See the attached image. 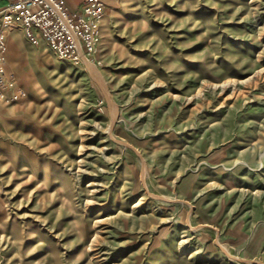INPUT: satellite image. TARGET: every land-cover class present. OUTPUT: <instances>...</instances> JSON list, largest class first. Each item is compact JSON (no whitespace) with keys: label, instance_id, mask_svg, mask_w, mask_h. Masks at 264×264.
I'll use <instances>...</instances> for the list:
<instances>
[{"label":"rangeland","instance_id":"1","mask_svg":"<svg viewBox=\"0 0 264 264\" xmlns=\"http://www.w3.org/2000/svg\"><path fill=\"white\" fill-rule=\"evenodd\" d=\"M23 29L0 106V264H264V0H124L98 49Z\"/></svg>","mask_w":264,"mask_h":264},{"label":"built area","instance_id":"2","mask_svg":"<svg viewBox=\"0 0 264 264\" xmlns=\"http://www.w3.org/2000/svg\"><path fill=\"white\" fill-rule=\"evenodd\" d=\"M0 4V106L25 96L18 80L6 69L8 34L23 29L33 44L44 39L60 58L79 60L97 51L101 23L106 15L102 0H84L68 13L63 0H3Z\"/></svg>","mask_w":264,"mask_h":264},{"label":"crops","instance_id":"3","mask_svg":"<svg viewBox=\"0 0 264 264\" xmlns=\"http://www.w3.org/2000/svg\"><path fill=\"white\" fill-rule=\"evenodd\" d=\"M68 13H72L73 11H75L76 9H78L84 2V0H63ZM105 4L106 7V11L107 12H112L116 9H118L119 7H121V5L123 4L124 0H102ZM4 1L0 0V4H2ZM40 42H42L41 44L46 43L44 41V39L41 38Z\"/></svg>","mask_w":264,"mask_h":264}]
</instances>
